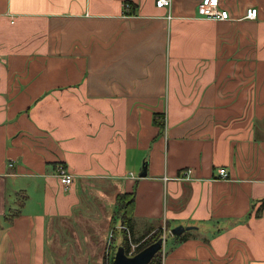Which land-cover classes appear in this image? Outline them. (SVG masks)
Here are the masks:
<instances>
[{"label":"crops","instance_id":"0c3cea01","mask_svg":"<svg viewBox=\"0 0 264 264\" xmlns=\"http://www.w3.org/2000/svg\"><path fill=\"white\" fill-rule=\"evenodd\" d=\"M200 1L0 0V264H98L126 193L161 264H264V0Z\"/></svg>","mask_w":264,"mask_h":264},{"label":"built area","instance_id":"2783aa9c","mask_svg":"<svg viewBox=\"0 0 264 264\" xmlns=\"http://www.w3.org/2000/svg\"><path fill=\"white\" fill-rule=\"evenodd\" d=\"M155 6L158 9H166L168 11V19H170L169 16V10L171 8V0H155ZM127 7H129L127 5ZM197 15L199 17H202L204 19L214 20V21H224L229 19V14L226 10H222L219 7V0H201L200 3L197 6ZM257 17V10L255 8H249L245 11V18L246 19H254ZM219 176L222 179H226L228 177V174L224 168L219 169ZM191 170L186 169L184 170L178 177H176V180H193V178L190 176ZM55 176L59 180V183L63 186L65 190H67L71 183L73 182V176L65 169L63 166H59L56 169ZM163 235L160 237L162 240L161 249L163 248V245L166 241V236L172 237L173 234L171 233V230H166L163 228ZM160 249V250H161Z\"/></svg>","mask_w":264,"mask_h":264},{"label":"trees","instance_id":"16d2710c","mask_svg":"<svg viewBox=\"0 0 264 264\" xmlns=\"http://www.w3.org/2000/svg\"><path fill=\"white\" fill-rule=\"evenodd\" d=\"M133 210H134V196L132 193H129V194L126 193V194L118 195L116 197V212L112 218L111 227L112 226L114 227L116 221L120 220L122 225L128 230L129 237H128V233H127V231H125V229L121 232L122 243H121L120 247L123 249L124 254L126 256H129V257L137 254L138 252L144 250L145 248H147L150 245L157 242L159 239V235H160V233H159L160 231H156L155 233L150 235L149 241H145V242L141 243L136 248L135 253L129 255V251H130L129 239H130V241H134V242H136L138 240V239H135L133 237V233H132ZM158 252L152 257L150 262L147 264H161ZM111 264H113V259H112Z\"/></svg>","mask_w":264,"mask_h":264},{"label":"rangeland","instance_id":"374dc122","mask_svg":"<svg viewBox=\"0 0 264 264\" xmlns=\"http://www.w3.org/2000/svg\"><path fill=\"white\" fill-rule=\"evenodd\" d=\"M121 225L118 226H112L111 228H109L107 237H106V241L104 242V246L101 249V258L98 264H111L112 263V259L114 256V253L116 251L117 245H121L122 243V234L121 232L125 229V231L128 230L122 225V223H120ZM163 230V229H162ZM164 231L160 230V235L159 238L163 235ZM166 236V241L165 244L167 243V249H168V244H169V239L172 238L170 236H168L167 234H165ZM128 237H129V233H128ZM150 236L145 235V237L138 239L136 242L134 241H130V251H129V255L135 253L136 248L143 242L145 241H149ZM165 244L163 245V248L161 250H159L158 255L160 257V263L162 262V258L164 255V247ZM95 264V263H94Z\"/></svg>","mask_w":264,"mask_h":264},{"label":"water","instance_id":"95a60500","mask_svg":"<svg viewBox=\"0 0 264 264\" xmlns=\"http://www.w3.org/2000/svg\"><path fill=\"white\" fill-rule=\"evenodd\" d=\"M145 176V169L140 173V177ZM183 229L181 227L171 230L173 236L181 234ZM162 240L159 238L157 242L145 248L144 250L138 252L137 254L129 257L126 256L121 247L117 248L115 255L113 257V264H147L150 262L152 257L161 249Z\"/></svg>","mask_w":264,"mask_h":264}]
</instances>
